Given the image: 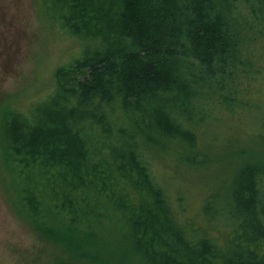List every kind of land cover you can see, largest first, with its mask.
<instances>
[{"label": "trees", "instance_id": "obj_1", "mask_svg": "<svg viewBox=\"0 0 264 264\" xmlns=\"http://www.w3.org/2000/svg\"><path fill=\"white\" fill-rule=\"evenodd\" d=\"M56 13L82 58L27 115L0 118V161L32 227L94 263L108 229L144 264H264V162L233 170L196 223L152 166L157 153L207 163L198 143L216 110L260 111L264 0H61ZM257 132L264 145L262 116Z\"/></svg>", "mask_w": 264, "mask_h": 264}, {"label": "rangeland", "instance_id": "obj_2", "mask_svg": "<svg viewBox=\"0 0 264 264\" xmlns=\"http://www.w3.org/2000/svg\"><path fill=\"white\" fill-rule=\"evenodd\" d=\"M59 6L61 0H0V118L5 110L27 115L53 92L57 68L82 58L86 43L58 17ZM46 7L52 17L46 14ZM261 54L264 62V48ZM256 92L253 97L260 104L259 112L244 117V112L228 116L215 111L218 122L198 143L207 163L191 164L171 154L154 155V174L164 183L182 221L198 222L208 194L233 170L250 162H264V145L255 140L259 117L264 118V84ZM94 252L100 262L72 258L40 235L17 205L0 161V264H144L108 229Z\"/></svg>", "mask_w": 264, "mask_h": 264}]
</instances>
